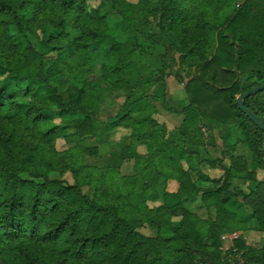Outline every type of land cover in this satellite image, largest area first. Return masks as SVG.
I'll list each match as a JSON object with an SVG mask.
<instances>
[{
	"label": "trees",
	"instance_id": "16d2710c",
	"mask_svg": "<svg viewBox=\"0 0 264 264\" xmlns=\"http://www.w3.org/2000/svg\"><path fill=\"white\" fill-rule=\"evenodd\" d=\"M91 1L0 0V264H234L238 256L264 264V243L249 245L245 233L251 220L264 232V178L254 167L264 170V130L238 103L264 83V0ZM113 15L133 35L111 29ZM154 23L158 31H147ZM101 55L115 63L97 83ZM172 56L182 67L199 62L181 110L167 102ZM104 96L124 98L106 119ZM157 102L184 115L182 125L159 122ZM244 105L264 124V91ZM118 128L147 148L132 179L93 162ZM207 132L219 133V156ZM62 136L65 152L56 148ZM88 139L97 144H82ZM236 233V252L225 254L223 236Z\"/></svg>",
	"mask_w": 264,
	"mask_h": 264
},
{
	"label": "rangeland",
	"instance_id": "374dc122",
	"mask_svg": "<svg viewBox=\"0 0 264 264\" xmlns=\"http://www.w3.org/2000/svg\"><path fill=\"white\" fill-rule=\"evenodd\" d=\"M131 2H137L138 0H130ZM93 6L99 5V0H92L91 1ZM233 8H236V4L234 3L232 5ZM109 23L111 29L115 30L118 28H122L127 31L128 34L133 35V30L129 28L123 21V18L120 15H113L109 18ZM70 29V26H69ZM147 31L150 32H157L156 24L150 25ZM75 36L76 34L73 33ZM31 41L38 46V42L31 37ZM164 54V50L162 48H159L158 51L153 54L150 58V62L153 65V68H162V56ZM55 54H53L54 56ZM115 63V59L112 57H109L107 55H101L96 63L94 64L92 68V78L95 82H101V75H102V68L105 64ZM198 60L192 61L190 64L186 65L185 67L179 66L178 58L175 56H172L169 58L167 66L165 68V80L167 82V102L168 104L178 107L179 110H181L185 106V102L187 100V95L185 92V86L186 83L192 78V76L195 73V66L198 64ZM66 98V93L64 94ZM124 98L118 97V98H109L107 96H104L102 99V113L101 118L106 119L110 114H114L119 109V106L123 104ZM159 113L155 115V117L159 120L161 123L167 124L169 130H173L176 127H180L183 123V120L185 118L184 115H175L170 112H168L165 108V106L157 102L156 103ZM173 118V119H171ZM131 130L125 129V128H118L111 134V140L109 142H103L99 145L100 150V157L93 160L94 164H106L118 167L120 170V173L126 177L127 179H132L135 175V161L139 154L143 155L147 152V148L145 145H141L139 143H135L132 138H130ZM208 136L211 139V145L214 150L212 153L214 156L220 155V149L219 145L221 144V140L219 138V133H209L207 132ZM209 141V140H208ZM82 144L86 145H96L95 139H88L85 141H82ZM71 147L70 144L66 141L65 137L58 138L56 141V148L58 151L65 152ZM239 152H244L242 149V145H239ZM92 161V159H90ZM90 161V162H91ZM89 163V162H88ZM87 164V163H86ZM92 164V163H91ZM255 169L257 170L258 176L260 179L264 178V170L260 169L258 165L255 164ZM208 171V170H207ZM42 172L50 177V178H58L59 175L57 173H50L47 172L46 169H43ZM211 175L215 178H219L222 176V171H212ZM65 181L67 183L73 184L75 182V177L72 172H68L65 177ZM178 189V183L175 181H170L167 184V190L169 191H176ZM88 190V188H87ZM159 190L161 194L163 193L164 187L160 186ZM161 202H150L151 206L158 205ZM190 206V204H188ZM199 209V208H198ZM200 214L203 215L204 212L199 210ZM254 224V225H253ZM255 226V221L251 220L249 222V228L250 230L246 231V240L249 245H252L254 247L262 246L264 243V232L258 231V230H252L251 227ZM252 230V231H251ZM143 234L153 236L154 232L148 228L144 227L140 230ZM228 234L224 235L226 237ZM231 235V234H229ZM239 236V234H238ZM238 236L236 238H238ZM236 238H226L224 239L223 243V251L226 254L228 251H232L235 249L234 247V239ZM234 264H245V260H243L240 256L237 258L232 259Z\"/></svg>",
	"mask_w": 264,
	"mask_h": 264
},
{
	"label": "water",
	"instance_id": "95a60500",
	"mask_svg": "<svg viewBox=\"0 0 264 264\" xmlns=\"http://www.w3.org/2000/svg\"><path fill=\"white\" fill-rule=\"evenodd\" d=\"M262 91H264V83L257 86L256 88H253L252 90L247 91L243 95L239 96L238 103H239L240 109L244 111L256 125H258L262 130H264V124L257 117H255L252 113H250L244 105V100L246 98L250 97L253 94L262 92Z\"/></svg>",
	"mask_w": 264,
	"mask_h": 264
},
{
	"label": "crops",
	"instance_id": "0c3cea01",
	"mask_svg": "<svg viewBox=\"0 0 264 264\" xmlns=\"http://www.w3.org/2000/svg\"><path fill=\"white\" fill-rule=\"evenodd\" d=\"M171 119H173V118H171ZM211 170L212 171H219V170H217V169H209L208 171H207V173L211 176V177H213L212 175H211ZM214 178V177H213ZM192 208L196 211V212H199V210H196L197 209V204H193V206H192ZM196 208V209H195ZM254 225V224H253ZM251 228H253V226L251 227ZM235 236H238V233H236V234H233V235H227L226 236V238H231V239H233V238H236Z\"/></svg>",
	"mask_w": 264,
	"mask_h": 264
},
{
	"label": "built area",
	"instance_id": "2783aa9c",
	"mask_svg": "<svg viewBox=\"0 0 264 264\" xmlns=\"http://www.w3.org/2000/svg\"><path fill=\"white\" fill-rule=\"evenodd\" d=\"M235 237H237V236H235ZM224 239H226V237L223 236V240H224ZM233 251L236 252V249H234ZM229 257L231 258L232 255H229ZM238 257H239V256H238ZM232 259H233V258H232Z\"/></svg>",
	"mask_w": 264,
	"mask_h": 264
}]
</instances>
